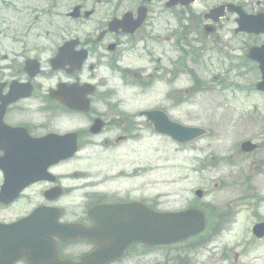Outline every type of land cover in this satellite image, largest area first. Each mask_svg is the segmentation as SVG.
Masks as SVG:
<instances>
[{
    "label": "flooded vegetation",
    "instance_id": "1",
    "mask_svg": "<svg viewBox=\"0 0 264 264\" xmlns=\"http://www.w3.org/2000/svg\"><path fill=\"white\" fill-rule=\"evenodd\" d=\"M230 1L246 9L243 0ZM166 3L0 0V157L30 148L63 154L76 147L72 158L41 174H32L35 163L8 172L0 167V264L143 262L148 247L128 243L131 224H139L149 209H180L164 194L149 192L146 164L109 161L122 145L154 135L142 112L159 110L170 118L169 111L178 109L173 91L180 32L219 40L229 18L226 13L217 22L205 18L225 0ZM248 7L264 11V0ZM163 40L170 41L169 48ZM102 72L119 82H108ZM161 82L171 88L165 97L157 94ZM121 89L140 98L120 97ZM85 103L86 109L69 107ZM99 147L103 155L85 163ZM263 148L264 138L257 143L260 154ZM254 164V175L264 178V155ZM6 177L16 183L34 180L12 196L3 190ZM210 194L202 206L213 214L218 208ZM194 206L187 200L184 207Z\"/></svg>",
    "mask_w": 264,
    "mask_h": 264
},
{
    "label": "rangeland",
    "instance_id": "2",
    "mask_svg": "<svg viewBox=\"0 0 264 264\" xmlns=\"http://www.w3.org/2000/svg\"><path fill=\"white\" fill-rule=\"evenodd\" d=\"M253 1L244 0V4ZM233 26L228 24L222 42L212 40L208 45L220 59L216 55L209 58L208 53L195 67L205 89L192 100L186 96L178 110L170 113L180 124L205 128L206 135L180 148L168 138L148 135L138 147L124 145L109 159L125 164L145 162L149 180H156L150 192L167 195L170 205L184 206L186 199L194 198L193 191L201 188L211 192L208 200L218 209L208 214V231L201 236L173 248L148 250L143 262L125 264H264V237L256 239L250 232L255 222L264 221V178L254 175V160L264 150L258 156H240L239 150L242 140L263 138L264 94L254 90L258 78L254 65L243 62L247 47L259 38L233 36ZM189 85L182 76L180 90ZM103 150L95 149L89 160L103 155ZM230 157L237 164L230 166Z\"/></svg>",
    "mask_w": 264,
    "mask_h": 264
},
{
    "label": "water",
    "instance_id": "3",
    "mask_svg": "<svg viewBox=\"0 0 264 264\" xmlns=\"http://www.w3.org/2000/svg\"><path fill=\"white\" fill-rule=\"evenodd\" d=\"M229 10H232L229 8ZM238 29L245 32H254V33H264V16L252 17L245 15L239 12ZM247 57L252 60H257L259 62V68L261 71V81L257 84V89L264 91V44L259 48H250L247 54ZM154 129L155 131L163 134H167L171 136L174 140L178 142L189 141L195 137H198L204 133L202 129L198 128H187L176 123L169 122L166 118L162 120L154 121ZM242 149L245 151H249L253 148V145L249 142H244L241 145ZM199 194V191H196ZM190 219L188 221H183L179 224L180 232L176 234H172V231L166 232L164 230L163 233H159L160 241H164L165 243L174 241V240H182L188 236L195 235L199 233L203 227V219L201 218V214L196 211H189ZM166 219V215L164 216ZM149 229L148 237L151 239H157L159 236L158 233H153ZM253 233L257 237H261L264 234V224H256L253 227Z\"/></svg>",
    "mask_w": 264,
    "mask_h": 264
}]
</instances>
